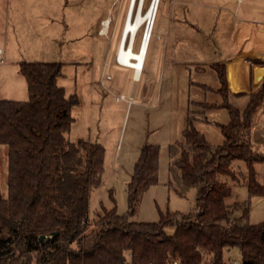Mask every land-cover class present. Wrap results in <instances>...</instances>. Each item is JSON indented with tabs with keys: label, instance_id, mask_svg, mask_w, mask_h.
<instances>
[{
	"label": "trees",
	"instance_id": "obj_1",
	"mask_svg": "<svg viewBox=\"0 0 264 264\" xmlns=\"http://www.w3.org/2000/svg\"><path fill=\"white\" fill-rule=\"evenodd\" d=\"M207 68L220 98L203 104L228 109L224 140L210 142L190 114L183 138L169 147L168 185L183 195L197 188L196 209L139 221L133 215L143 194L159 182L160 146L142 147L127 185L128 210L102 206L91 217L90 195L102 181L105 149L70 139L79 99L58 82L62 63L21 61L29 99L0 98V143L8 145L9 173L7 196L0 183V264H230L229 250L239 252L242 264H264V220H249L248 200L228 202L239 185L264 194L257 169L264 164V143L253 140L264 82L240 107L230 101L227 65ZM242 204L244 212L232 217Z\"/></svg>",
	"mask_w": 264,
	"mask_h": 264
},
{
	"label": "rangeland",
	"instance_id": "obj_2",
	"mask_svg": "<svg viewBox=\"0 0 264 264\" xmlns=\"http://www.w3.org/2000/svg\"><path fill=\"white\" fill-rule=\"evenodd\" d=\"M189 1V14L179 16L171 0H160L137 72L135 67L116 61L129 0H0V98L29 99L26 78L19 70L21 61L60 62L63 74L59 84L79 99L72 109L70 139H89L105 149L102 181L90 195L91 217L102 206H117L120 213L128 210L127 185L141 149L148 143L160 146L159 182L143 194L133 219L158 221L161 211L191 213L196 209L197 188L183 195L168 185L169 147L183 138L190 114L198 117L196 127L214 144L223 142L221 124L230 120L226 107L203 104L220 96L213 89L218 84L214 73L202 62L201 14L224 6L241 16L264 20V0ZM150 2L144 1V10ZM107 17L102 25L101 20ZM145 28L144 24L138 31L133 52L140 51ZM206 52L210 57L209 45ZM230 77L234 87L240 85L234 61H230ZM230 101L243 107L248 94H234ZM253 140L264 143L263 114L254 125ZM237 163L245 168L243 161ZM257 169L264 183V164H257ZM8 174V145L0 143L4 196L8 195ZM235 191L228 202L248 200L249 220L263 221L264 194L252 195L246 185L235 187ZM243 212L242 204L233 208L231 216ZM173 229L168 227L170 232ZM233 257L241 260L237 250Z\"/></svg>",
	"mask_w": 264,
	"mask_h": 264
},
{
	"label": "crops",
	"instance_id": "obj_3",
	"mask_svg": "<svg viewBox=\"0 0 264 264\" xmlns=\"http://www.w3.org/2000/svg\"><path fill=\"white\" fill-rule=\"evenodd\" d=\"M240 2L242 3L243 0ZM190 3L192 2L189 0H171L172 8L174 12H179V16L189 14L188 4ZM213 8L214 10H206L201 14L199 32L202 62L211 68H214L217 62L226 63L228 83L234 94L256 90L264 82V20L241 16L230 7L215 6ZM209 15L212 19H209ZM108 19V17L102 19V25ZM207 20L211 21L206 23ZM127 25L128 23H125L122 38ZM101 32L99 31L100 34ZM208 45L211 50L210 57L206 52ZM116 61L122 65H129L119 62L117 57ZM230 61H234L238 67L240 85L237 87L231 83ZM140 70L137 69V72Z\"/></svg>",
	"mask_w": 264,
	"mask_h": 264
},
{
	"label": "bare ground",
	"instance_id": "obj_4",
	"mask_svg": "<svg viewBox=\"0 0 264 264\" xmlns=\"http://www.w3.org/2000/svg\"><path fill=\"white\" fill-rule=\"evenodd\" d=\"M144 1L145 0H139L138 1V8L135 6L130 13L127 14L126 19L124 20V24L128 23L125 29V33L122 38L121 34V40L120 44L118 46V49L120 50L119 54V61L125 62L133 67H136L137 69H141L142 63L145 58L146 54V48L148 40L150 39V36L152 34V29L154 27V21L156 17V12L158 10L160 0H151L148 8L146 10L143 9L144 7ZM133 22L132 28H133V35H129V45L128 47L124 46V40L126 39L127 32L129 33L130 24ZM146 25V28L144 30V33L146 32L147 35L142 38L141 41V49L139 52H133L132 51V41L134 42L137 33L139 29ZM150 32V33H149ZM149 33V35H148ZM144 35V34H143ZM122 42V44H121ZM118 51V50H117ZM132 60H135L134 62Z\"/></svg>",
	"mask_w": 264,
	"mask_h": 264
},
{
	"label": "built area",
	"instance_id": "obj_5",
	"mask_svg": "<svg viewBox=\"0 0 264 264\" xmlns=\"http://www.w3.org/2000/svg\"><path fill=\"white\" fill-rule=\"evenodd\" d=\"M138 1L139 0H129V3H128V10H127V14L130 13V11L136 6L138 8ZM239 2L242 1V0H238ZM127 14H126V17H127ZM144 37H145V33H144ZM122 44V42H121ZM119 54H120V50L118 49L117 51V54H116V57L119 61ZM0 60L2 61L3 60V57L1 56V48H0ZM120 62V61H119ZM263 127H264V109H263ZM229 254H231V256H234V252H232L231 250L228 251ZM233 260H231V264H242L241 260L239 258H232ZM123 264H128V263H123Z\"/></svg>",
	"mask_w": 264,
	"mask_h": 264
},
{
	"label": "flooded vegetation",
	"instance_id": "obj_6",
	"mask_svg": "<svg viewBox=\"0 0 264 264\" xmlns=\"http://www.w3.org/2000/svg\"><path fill=\"white\" fill-rule=\"evenodd\" d=\"M129 33H128V35H127V38L124 40L125 42H124V46H126V47H128V45H129V43H130V39H129V35H133V28H132V26H131V29H129ZM134 43V44H133ZM134 45H135V41L133 42L132 41V48L134 47ZM141 45V44H140Z\"/></svg>",
	"mask_w": 264,
	"mask_h": 264
},
{
	"label": "water",
	"instance_id": "obj_7",
	"mask_svg": "<svg viewBox=\"0 0 264 264\" xmlns=\"http://www.w3.org/2000/svg\"><path fill=\"white\" fill-rule=\"evenodd\" d=\"M150 33V32H149ZM149 33H148V35H149ZM147 35V33L145 32V36Z\"/></svg>",
	"mask_w": 264,
	"mask_h": 264
}]
</instances>
